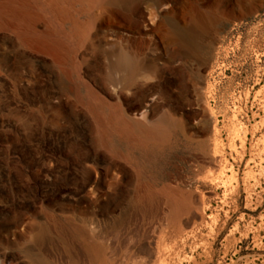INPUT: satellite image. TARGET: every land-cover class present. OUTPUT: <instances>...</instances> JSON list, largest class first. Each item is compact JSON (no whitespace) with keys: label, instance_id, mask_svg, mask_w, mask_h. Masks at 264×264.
Wrapping results in <instances>:
<instances>
[{"label":"rangeland","instance_id":"rangeland-1","mask_svg":"<svg viewBox=\"0 0 264 264\" xmlns=\"http://www.w3.org/2000/svg\"><path fill=\"white\" fill-rule=\"evenodd\" d=\"M175 1L179 24H188L194 9L216 18L211 40L200 46L205 60L196 78L211 118L209 135L194 133L198 119L188 115L197 109L193 92L182 103L167 101L156 89L155 74H138L124 85V71L112 65L121 49L138 60L158 54L152 32L129 40L106 35L117 20L145 29L157 18L158 0H131L126 10L112 4L90 9L78 0L71 10L89 28L80 37L69 20L61 24L78 41L76 54L66 51L62 65L51 54L22 48L13 33L0 30V171H28L33 179L19 183L33 192L38 177L59 189L27 211L38 221H44L41 204L53 209L58 202L65 205L64 218L74 222L93 217L104 228L121 218L133 221L137 193L154 191L165 206L156 234L166 238L163 258L155 264H264V0ZM37 26L56 32L50 13H41ZM117 108L139 121L145 112L150 120L167 112L189 128L186 134L171 129L164 143L127 139L99 123ZM83 186L80 201L65 199ZM5 198L20 200L7 184L0 195ZM170 198L187 208L173 213L165 205ZM0 209L10 211L6 205ZM58 243L69 249L67 242ZM24 245L3 244L0 251L24 260Z\"/></svg>","mask_w":264,"mask_h":264},{"label":"bare ground","instance_id":"bare-ground-1","mask_svg":"<svg viewBox=\"0 0 264 264\" xmlns=\"http://www.w3.org/2000/svg\"><path fill=\"white\" fill-rule=\"evenodd\" d=\"M75 1L78 0H70L68 4H64L62 0H0V30L13 33L22 48L51 54L53 61L62 65L66 51L76 54L78 41H72L71 36L61 30V24L69 20L79 29L80 37L86 35L89 28V23L80 25L73 14L71 4ZM83 1L90 9L112 4L126 10L131 0ZM175 2V0H158L157 18L155 20L154 17L152 20L150 18L145 29H141L138 23H126L121 20L110 25L106 35L116 40H129L134 35L144 33V30L152 32L156 35L158 48L156 56H146L142 60H138L128 51L117 50L118 55L112 65L124 71V85L134 83L138 74H143L145 77L155 74L156 89L167 101L182 103L186 100V93L193 92L196 96L197 109L188 115L198 119L194 133L209 135L212 131L211 118L203 106L204 96L196 78L200 75L199 67L205 60L200 46L211 40L213 35L211 25L216 18L194 9L189 23L179 24L173 15ZM43 12L50 13L54 17L56 32L38 29V19ZM122 17L125 19L123 13ZM166 67L171 70L172 77L166 73ZM74 70L80 74V66L76 62ZM29 81V78L23 79V86L26 87ZM174 88L177 93L173 94L171 91ZM56 98L59 100V97ZM142 117L143 121L129 118L117 108L115 114L106 121L99 118V123L102 128L108 127L127 139L156 140L161 143L168 141L171 129L186 134L189 128L188 122L167 112L161 113L154 120H150L146 112L142 113ZM217 149L215 148L214 154ZM85 159H82L80 164H85ZM35 175H39V172ZM23 178L33 179L28 171L12 172L9 169L0 171V195L3 194L4 186L7 184L20 198L17 204L8 203L6 198L0 199V205L2 207L6 205V208L10 209L4 212L0 209V214H3V217L0 216V245H21V242L25 244L21 250L24 260H16L12 253L0 251V264H155L163 258L166 238L164 235L156 234V231L165 206L164 203L156 200L157 194L154 191L137 193L131 205L134 213L133 221H124L121 218L101 228L93 217L79 218V222L64 218L65 205L60 202L53 209L41 204L40 212L44 221L36 220L27 212L29 208L37 199H51L54 194L59 193V189L57 187L54 189L53 182L48 183L38 177L39 189L33 192L32 186L19 183ZM90 183L91 179L87 178L86 185ZM84 191L83 186L73 193L66 194L65 199L80 201ZM165 205L173 208V213L187 208L186 205L181 206L172 200L165 202ZM52 236H55L58 242L60 240L67 242L69 249L62 250Z\"/></svg>","mask_w":264,"mask_h":264},{"label":"flooded vegetation","instance_id":"flooded-vegetation-1","mask_svg":"<svg viewBox=\"0 0 264 264\" xmlns=\"http://www.w3.org/2000/svg\"><path fill=\"white\" fill-rule=\"evenodd\" d=\"M169 75L172 77V74L171 73Z\"/></svg>","mask_w":264,"mask_h":264}]
</instances>
